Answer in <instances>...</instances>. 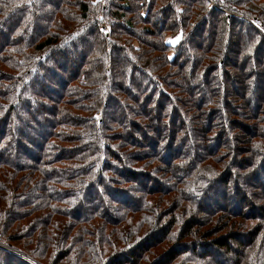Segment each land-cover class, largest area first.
<instances>
[{
    "label": "trees",
    "instance_id": "obj_1",
    "mask_svg": "<svg viewBox=\"0 0 264 264\" xmlns=\"http://www.w3.org/2000/svg\"><path fill=\"white\" fill-rule=\"evenodd\" d=\"M0 243L23 264H264V0H0Z\"/></svg>",
    "mask_w": 264,
    "mask_h": 264
},
{
    "label": "rangeland",
    "instance_id": "obj_2",
    "mask_svg": "<svg viewBox=\"0 0 264 264\" xmlns=\"http://www.w3.org/2000/svg\"><path fill=\"white\" fill-rule=\"evenodd\" d=\"M45 7V6H44ZM42 28V24H39L38 23V26H37V29L39 30V29H41ZM171 42H174V39H171L170 40ZM77 53V55L79 54V50H77V51H75V54ZM71 56H74L73 54L71 55ZM71 59H73V57H71ZM236 78H237V82H238V76H237V74L235 75V81H236ZM235 81H233L231 84L232 85H234L236 82ZM55 87H57V88H60V85H58V84H55L54 85ZM48 93L49 94H52V95H56L55 93V91L54 90H52V89H48ZM252 101L253 102H251V109H253L254 108V103H255V101H256V97L254 96V99L252 98ZM23 116H24V121H21V122H19L18 124V126L19 127H21L22 129H23V132L21 131V133H20V135H19V138H20V140H22V141H28V140H30V141H34V140H39V138H40V136L43 134V133H45V131H46V129L48 128V126H47V124H45V123H42L40 126L39 125H35V129H32L31 127H28L27 125H26V121H28L27 120V116H26V114L23 112ZM33 125V126H34ZM34 128V127H33ZM26 145H22V146H19L18 148H17V153H18V158H19V160L20 161H26L29 157H32V153L30 152V151H26L25 150V148H30L31 150L33 149V152H35L36 153V151H37V148H36V146L34 145V144H27V143H25ZM189 153H190V155L192 156V148L191 147H189V144L188 145H186V148H185ZM203 150L202 149H197V153H201ZM259 180L260 181H262L263 180V177H262V175L260 174L259 176ZM250 181V179L248 178H242V179H240V185L242 186V188L244 187H246V185L248 184V182ZM252 181V180H251ZM255 181V180H254ZM256 182H258V181H256ZM223 186H221V185H217V186H215V188H213V191H211V193L209 194V196H207L206 197V199H205V201H204V205H206L208 208H212L213 206H215V205H217L218 203H220L219 202V200H218V197H219V199H220V197H221V195H220V190H221V188H222ZM228 198H229V196H228ZM230 199V198H229ZM228 201H230V200H228ZM4 245L2 244V243H0V247H3ZM5 247H7V246H5ZM10 250H13L12 249V247L10 246V247H8ZM15 257L16 258H14V257H12V259H9V257H2V256H0V264H23V263H20V261L17 259V258H19V257H17L16 255H15ZM20 259V258H19ZM28 262H31V261H28ZM31 263H33V262H31ZM30 263V264H31Z\"/></svg>",
    "mask_w": 264,
    "mask_h": 264
}]
</instances>
